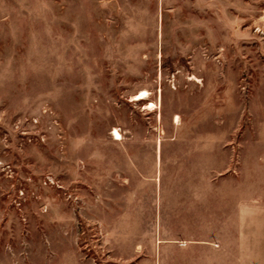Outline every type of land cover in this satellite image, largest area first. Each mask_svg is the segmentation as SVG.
<instances>
[{
	"label": "rangeland",
	"instance_id": "1",
	"mask_svg": "<svg viewBox=\"0 0 264 264\" xmlns=\"http://www.w3.org/2000/svg\"><path fill=\"white\" fill-rule=\"evenodd\" d=\"M212 196L264 199V0H0V264L207 241Z\"/></svg>",
	"mask_w": 264,
	"mask_h": 264
},
{
	"label": "crops",
	"instance_id": "2",
	"mask_svg": "<svg viewBox=\"0 0 264 264\" xmlns=\"http://www.w3.org/2000/svg\"><path fill=\"white\" fill-rule=\"evenodd\" d=\"M172 202L177 205L171 206V210L177 213L185 211L192 216L200 210L194 196ZM204 203L203 210L216 214L219 227L218 231L206 232L211 236L207 241H164L159 222L151 243L127 245V252L121 254L113 252L112 244L104 243L96 245L95 254L90 256L70 245L75 248L58 255L59 264H264V199L244 202L237 196H212L208 205ZM229 219L234 241L222 237L226 231L221 228L228 227Z\"/></svg>",
	"mask_w": 264,
	"mask_h": 264
},
{
	"label": "bare ground",
	"instance_id": "3",
	"mask_svg": "<svg viewBox=\"0 0 264 264\" xmlns=\"http://www.w3.org/2000/svg\"><path fill=\"white\" fill-rule=\"evenodd\" d=\"M137 95V94H136ZM145 96H146V94H145V92L144 93H139L137 96H135L136 97V99H138V100H141V99H144L145 98ZM135 97H133V98H135ZM133 98H132V100H133ZM154 106V105H153ZM146 107V106H145ZM150 107H152V106H150ZM151 110V109H150ZM112 137H113V139L114 140H118V139H121L122 138V135L120 134V132L115 128L114 130H113V132H112Z\"/></svg>",
	"mask_w": 264,
	"mask_h": 264
}]
</instances>
